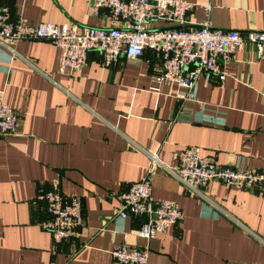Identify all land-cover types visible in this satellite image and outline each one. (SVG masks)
Wrapping results in <instances>:
<instances>
[{
  "label": "crops",
  "instance_id": "0c3cea01",
  "mask_svg": "<svg viewBox=\"0 0 264 264\" xmlns=\"http://www.w3.org/2000/svg\"><path fill=\"white\" fill-rule=\"evenodd\" d=\"M92 0H0L12 20L67 24L76 32L107 27ZM187 27L205 19L220 29L264 30V0H188ZM210 2L205 13L201 5ZM150 26L158 25L151 22ZM12 56L0 46V100L18 112L14 133L0 135V264H114L117 245L147 249L145 264H264V192L209 181L213 203L185 191L161 168L151 196L173 200L182 219L153 238L136 236L143 217L116 215L118 196L148 165L145 152L174 166L196 145L223 166L264 173V49L244 43L222 81L199 76L191 99L174 83L158 84L148 53L122 54L103 66L96 50L70 74L58 73V50L46 40H19ZM56 188L81 201L82 226L53 247L35 200Z\"/></svg>",
  "mask_w": 264,
  "mask_h": 264
},
{
  "label": "built area",
  "instance_id": "2783aa9c",
  "mask_svg": "<svg viewBox=\"0 0 264 264\" xmlns=\"http://www.w3.org/2000/svg\"><path fill=\"white\" fill-rule=\"evenodd\" d=\"M197 4L188 0H92L91 13L104 9L110 20L107 27L89 26L76 32L71 26L50 22L26 23L12 20L6 5H0V46L12 56L19 40H46L58 50L57 72L70 74L84 65L87 53L96 50L103 66L114 64L122 54L127 58L148 53V60L159 66L154 81L174 83L175 97L191 99L199 76L222 81L223 65L244 43L252 44L258 56L264 49V30L220 29L205 19L198 27L185 24ZM210 2L201 5L207 13ZM151 22L158 25L150 26ZM18 112L0 100V135L15 132ZM148 165L143 175L118 196L116 215L125 219L143 217L133 233L145 240L166 227L178 224L182 213L170 199L151 196V175L158 167L175 178L188 193L213 203L204 187L217 180L225 185L264 192V173L238 163L223 166L196 145L185 147L174 166L163 164L155 153L145 152ZM45 211L40 227L49 233L53 247L72 236L82 226L81 201L77 195H65L56 188L39 190L35 195ZM114 264H145L147 249L121 244L110 250Z\"/></svg>",
  "mask_w": 264,
  "mask_h": 264
}]
</instances>
